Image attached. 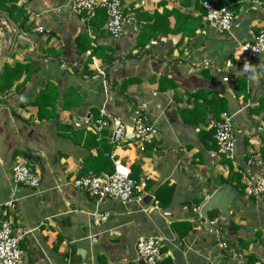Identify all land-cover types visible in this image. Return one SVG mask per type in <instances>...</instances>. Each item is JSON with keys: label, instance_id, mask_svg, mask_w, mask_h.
Returning <instances> with one entry per match:
<instances>
[{"label": "crops", "instance_id": "1", "mask_svg": "<svg viewBox=\"0 0 264 264\" xmlns=\"http://www.w3.org/2000/svg\"><path fill=\"white\" fill-rule=\"evenodd\" d=\"M120 2L126 24L117 40L106 34L104 19L73 12L71 0H17L16 21L0 10V61L6 56L10 67L37 69L23 87L15 88L25 75L0 96V211L19 237L23 264H139L141 237L161 239L174 264H243L245 255L263 250L264 199H239L228 220L217 211L207 224L200 212L222 185L234 187L222 182L230 171L243 185V155L261 151L264 57L251 60L244 73L238 51L264 29V0H240L225 34L208 28L197 0ZM173 9L182 16L176 26L171 15L160 30L147 29L149 16ZM110 55L115 61L105 71ZM47 83L59 117L48 121L39 120L32 105ZM102 114L128 126L140 116L158 129L142 151L131 142L112 146L110 155L129 166L136 181H146L145 192L125 204L98 203L71 185L94 174L85 161L97 155L100 136L92 122ZM223 114L234 124V164L214 144L211 122ZM68 125L81 133L74 140L58 129ZM17 158L39 174L37 189L12 181ZM96 211L110 214L99 228ZM178 222L192 227L184 237L173 228ZM235 239L257 240L259 248L254 252L252 243L239 254L230 246Z\"/></svg>", "mask_w": 264, "mask_h": 264}, {"label": "built area", "instance_id": "2", "mask_svg": "<svg viewBox=\"0 0 264 264\" xmlns=\"http://www.w3.org/2000/svg\"><path fill=\"white\" fill-rule=\"evenodd\" d=\"M201 6L205 12L204 20L210 30L217 34L231 32L235 16L226 6L217 5L216 0H203ZM71 9L77 14L85 13L89 16H93L96 11H103L108 37L117 40L123 35L126 19L120 0H71ZM257 57H264V29H260L252 40L239 47L238 61L244 73L248 72L250 61ZM92 123L98 135L102 131H109L108 142L114 148L131 142L142 151L158 137L157 126L147 124L140 116L134 118L129 126L110 120L104 114ZM211 127L214 130L213 139L218 154L234 164L237 144L232 117L223 114L219 120L211 122ZM258 133L260 150L264 151V120L258 128ZM242 158L244 166L248 168V171L241 174L245 196L256 200L264 199V162L260 151L248 152ZM109 161V173L79 177L72 181V187L98 203L112 201L125 204L145 192L146 181L134 180L129 166L116 159L113 154L109 155ZM11 179L16 185L29 189H37L41 183L39 174L19 158L12 166ZM109 215L107 211L94 212V226L99 228L107 223ZM135 249L139 264H159L165 259L159 238L141 237L136 241ZM24 257L25 252L20 246L12 223L0 211V264H23Z\"/></svg>", "mask_w": 264, "mask_h": 264}, {"label": "trees", "instance_id": "3", "mask_svg": "<svg viewBox=\"0 0 264 264\" xmlns=\"http://www.w3.org/2000/svg\"><path fill=\"white\" fill-rule=\"evenodd\" d=\"M203 0H197V3L199 5V8L201 10V15L204 17L205 12L204 9L201 6V2ZM5 2L13 3V6L8 8L5 6ZM17 2V0H0V10L3 12H6L9 14L10 19L13 21H16L13 17V13L19 11L14 4ZM217 5L219 6H226L235 16V12L240 8V0H219L217 2ZM178 9H173L172 12H166L164 11L163 14H157L154 13L151 17L147 16V20H152V26H149L147 29L154 31L155 29L160 30V25H166L169 22V17L172 15L174 16V25L176 26L178 24V17L181 16ZM96 18L104 19L105 22V13L103 11H96V13L93 15ZM182 17V16H181ZM150 18V19H149ZM145 19V17H144ZM169 30V28L165 27L164 30ZM171 29V28H170ZM82 40V37L78 39V46L82 43L80 42ZM107 69L105 71H108L110 67L112 66L113 62L115 61V58H113L111 55L107 57ZM37 69L34 67V65L30 64H16L13 67L8 66L5 64L2 71L0 72V96L6 95L8 92L14 88V83L19 81L23 75H25V79L22 83L17 85L15 88L18 89L20 87H23L25 82L29 79V77L36 72ZM108 76L106 75V79ZM56 93L50 83H47L45 85V88L40 90L37 95L35 96L33 106L37 108V117L39 120H51V119H58L59 117L56 115ZM98 116H96V119ZM219 120V119H217ZM58 129L64 130L66 132L70 133V137L74 140L75 136H79L81 133L79 132H73L71 129V126H58ZM214 131H212V134ZM104 131H102L99 136L100 140L97 142L98 150L97 155L95 157H89L85 161L86 164H88V167L86 169H90L93 171L94 175H99L102 172L109 173L111 171L110 169V161H109V155L112 149V146L107 142L108 137ZM96 138V136H94ZM215 144V143H214ZM261 157L264 162V151H260ZM136 180V177L134 178ZM223 183H228L231 185H234L236 190L240 194V199H252L248 198L244 194V187L241 183V176L237 173H234L232 171L229 172V176L226 180L222 181ZM254 200V199H252ZM264 201V200H263ZM199 204V203H198ZM217 214V211H213L209 213V219L210 221H214L215 215ZM231 227L235 230L239 229V227L235 226L233 222H231ZM173 228L175 231H177L178 235L180 237H184L187 235V233L191 230V225L187 222H178L173 224ZM258 236V234H256ZM257 240H254L253 242H248L243 239H235L234 243H232L230 246L233 247L235 250L237 249V246L241 250H237L239 254L242 253L244 250H248L250 244L256 243ZM261 246L263 247L264 251V242L261 243ZM163 251V250H162ZM245 263L246 264H264V257L263 258H257V256L253 253H249L248 255H245ZM133 264V263H129ZM159 264H174L172 259L170 257L165 258L162 262Z\"/></svg>", "mask_w": 264, "mask_h": 264}, {"label": "water", "instance_id": "4", "mask_svg": "<svg viewBox=\"0 0 264 264\" xmlns=\"http://www.w3.org/2000/svg\"><path fill=\"white\" fill-rule=\"evenodd\" d=\"M7 57H3L0 61V72L5 66ZM240 199L239 192L232 186L222 185L221 189L214 192L204 203L201 208V216L205 222L209 223L208 213L218 211L228 220L232 206Z\"/></svg>", "mask_w": 264, "mask_h": 264}, {"label": "rangeland", "instance_id": "5", "mask_svg": "<svg viewBox=\"0 0 264 264\" xmlns=\"http://www.w3.org/2000/svg\"><path fill=\"white\" fill-rule=\"evenodd\" d=\"M261 241H264V240H262V239H260V243H261ZM257 243V242H256ZM256 243H254V247H253V251L255 252V249L256 248H259L258 246H256ZM263 248V247H262ZM257 252V254L255 253V255L256 256H259L260 258H263L264 257V254H263V250L261 249V251H256ZM259 252V253H258ZM254 254V253H253ZM237 258H239V262L241 263V258L240 257H237ZM243 264H246L245 263V259H244V263Z\"/></svg>", "mask_w": 264, "mask_h": 264}]
</instances>
